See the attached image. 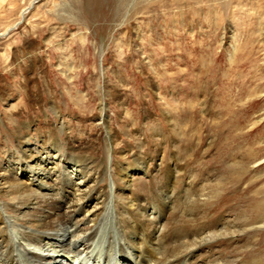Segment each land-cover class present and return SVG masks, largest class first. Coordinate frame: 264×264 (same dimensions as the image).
I'll use <instances>...</instances> for the list:
<instances>
[{"label": "rangeland", "instance_id": "1", "mask_svg": "<svg viewBox=\"0 0 264 264\" xmlns=\"http://www.w3.org/2000/svg\"><path fill=\"white\" fill-rule=\"evenodd\" d=\"M30 1L0 0V32ZM29 117L42 134L64 123L61 139L81 138L110 172L120 160L146 157L130 190L113 187L110 176L96 187L116 191L125 224L135 217L126 201L138 200L174 249L168 264H264V0H40L0 35V164L16 168L19 154L2 149L14 138L6 139L9 127ZM108 130L119 143L111 153L124 157L108 155ZM2 189L0 202L12 203L21 186ZM54 192L66 195L59 185ZM225 229L227 236L179 247ZM55 249L35 248L68 257Z\"/></svg>", "mask_w": 264, "mask_h": 264}, {"label": "bare ground", "instance_id": "2", "mask_svg": "<svg viewBox=\"0 0 264 264\" xmlns=\"http://www.w3.org/2000/svg\"><path fill=\"white\" fill-rule=\"evenodd\" d=\"M33 2L31 0L24 6L17 19L0 35L13 30L25 18ZM7 97L8 93L1 92L3 100ZM52 111L55 112V107H52ZM21 113L22 110L12 113V117H19ZM106 114L103 104L99 121L104 127L107 123ZM16 121L17 124L12 125V128L8 126L6 139L14 138L8 141L9 145L6 144L2 151L11 155L19 154V160L15 162L16 168L4 162L0 164H4L0 166V198L3 194L2 186H21V190L17 197L11 199L12 203L0 202V264H168L170 257H173L170 253H174V249L170 250L165 246L163 238H160L164 236H156L160 226L152 229L146 222V217L138 212V200L126 201V210L133 212L135 217H131V221L125 224L118 219L120 213L115 207L120 204V200L116 191L113 193L111 189L109 193L108 189L100 190L96 187L104 177L110 176L113 187L130 190V175L144 171L146 157L136 154L132 164H123L120 160L116 171L110 172L111 167L102 161V157L98 159L92 153H87L81 138L71 140L69 137L68 141L61 139L65 133L64 123L59 129H51L48 134H42L37 128H33L34 119L29 117L27 120ZM38 135L42 137L41 141ZM107 140L108 155L112 159L126 155L127 151L124 150L118 151L119 154L115 152L113 155V151L111 153V146L119 144L111 130L107 131ZM45 153L46 156H43ZM67 165L72 166V178L68 177ZM92 172L98 176L92 175ZM63 174L66 176L64 179ZM116 176L120 177L124 187L117 184ZM69 183L78 186L81 192L78 194L70 191ZM58 185L66 193L63 198L65 202L54 192ZM41 189L53 193H48L47 198V193L41 194ZM166 203L163 202V205L167 206ZM100 207L101 211L97 212ZM24 209L28 210L30 221L22 219L23 216H28L20 215V211ZM94 209L92 218H88L87 213ZM149 209L152 213L160 212L156 204ZM89 223L92 225H88ZM22 226L29 230H21ZM230 233L225 229L220 234L211 233L210 237L189 236L179 247L189 249ZM55 243H59L61 250L54 251L67 254V258L62 253L58 254L59 257L35 250ZM175 261H179L177 255Z\"/></svg>", "mask_w": 264, "mask_h": 264}, {"label": "water", "instance_id": "3", "mask_svg": "<svg viewBox=\"0 0 264 264\" xmlns=\"http://www.w3.org/2000/svg\"><path fill=\"white\" fill-rule=\"evenodd\" d=\"M39 1H40V0H35V1L33 2L32 6L30 7V9L33 8L34 5H36Z\"/></svg>", "mask_w": 264, "mask_h": 264}]
</instances>
